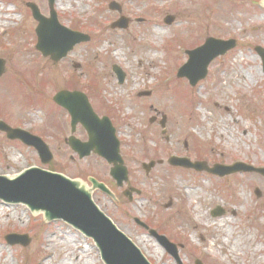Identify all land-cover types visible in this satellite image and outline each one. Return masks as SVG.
Masks as SVG:
<instances>
[{
	"label": "rangeland",
	"instance_id": "rangeland-1",
	"mask_svg": "<svg viewBox=\"0 0 264 264\" xmlns=\"http://www.w3.org/2000/svg\"><path fill=\"white\" fill-rule=\"evenodd\" d=\"M111 1L121 6L120 14L108 8ZM28 2L48 15L47 0H0V58L5 62L0 119L41 137L53 158L43 165L32 147L0 137V173L12 176L37 166L103 182L116 200L98 190L94 200L151 264L178 263L163 248V253L156 250L157 241L134 218L174 243L180 264H264V176L217 177L166 162L170 153H183L187 141L194 149L190 153L209 163L264 167V72L254 50L264 49L262 0H56L59 22L90 36L57 63L35 49L36 22ZM120 15L128 19L127 27L110 28ZM167 15L173 17L169 24ZM207 37L233 39L235 46L211 62L204 80L190 86L175 76L176 69L186 59L184 50ZM112 64L126 74L121 85ZM59 90L86 93L95 111L112 119L129 172L122 187L115 185L104 160L93 154L79 159L63 142L69 118L52 101ZM146 90L149 96H138ZM162 115L167 142L157 123H149ZM75 135L80 139L79 128ZM158 159L163 163L149 173L141 169V162ZM127 187L140 191L131 201L122 194ZM216 206L226 213L211 215ZM226 226L233 232L224 243ZM11 233L27 235L29 243L9 245L4 237ZM234 241L240 244L236 253L230 252ZM255 245L259 250H253ZM0 264L103 263L92 240L64 222H45L42 213L33 214L24 204L0 200Z\"/></svg>",
	"mask_w": 264,
	"mask_h": 264
},
{
	"label": "water",
	"instance_id": "water-1",
	"mask_svg": "<svg viewBox=\"0 0 264 264\" xmlns=\"http://www.w3.org/2000/svg\"><path fill=\"white\" fill-rule=\"evenodd\" d=\"M48 2L50 6L49 18L40 15L35 5L30 4L29 6L33 18L38 21L35 30L37 36L36 49L43 56H49L53 61H57L64 57L74 45L87 41L89 38L87 35L61 26L52 9L54 0H48ZM109 8L120 12L119 5L114 2L110 3ZM171 20L172 17H169L167 23H170ZM126 24L127 20L121 17L111 27H126ZM234 45L233 40L208 39L202 47L188 52L189 61L179 70L178 74L180 76L185 75L191 84H195L199 79L205 77L206 67L210 61L216 56L224 54ZM255 51L262 61L264 71V49L257 46ZM112 69L116 74H121L118 67L113 66ZM1 71L2 61L0 62V73ZM53 100L68 111L71 116L72 128L79 122L88 133L89 141L86 143H80L71 137L69 139L70 147L79 156L88 155L93 150L109 163H112L113 168L110 174L120 185L122 180L126 179V170L122 166V160L118 155V141L108 119H97L86 97L80 92L59 91L53 97ZM0 129L6 131L9 138H18L25 144L33 146L38 151L43 163L50 160L51 155L47 146L38 137L20 129H10L1 122ZM169 163L171 165L191 166L196 170L205 169L203 162L190 163L186 159L171 157ZM208 170L218 176L237 171L258 172L264 175V168H253L239 162L231 166L214 165L213 168ZM90 181L93 188H99L111 195L103 184L97 183L94 179H90ZM255 195H260L257 189ZM0 199L7 202L25 203L33 212L42 211L44 219L49 222H53V219L64 220L68 224L62 220L60 221L68 226L72 225L80 230L82 234L93 239L99 247L101 257L106 264H149L132 242L119 232L96 207L91 199L90 191L81 185L79 181L70 180L61 174L34 167L22 171L12 179L0 175ZM30 210L28 209V211ZM221 213L220 207H216L212 211L213 215H220ZM72 226L70 227L73 228ZM151 233L155 235L154 232ZM24 238L12 235L6 236V240L10 244L20 240L25 245L27 241L24 243ZM156 239L169 254L177 259L175 247L165 237L156 236ZM195 264L200 263L196 261Z\"/></svg>",
	"mask_w": 264,
	"mask_h": 264
},
{
	"label": "bare ground",
	"instance_id": "bare-ground-1",
	"mask_svg": "<svg viewBox=\"0 0 264 264\" xmlns=\"http://www.w3.org/2000/svg\"><path fill=\"white\" fill-rule=\"evenodd\" d=\"M0 17H1V16H0ZM8 17H10V16L5 15V18H8ZM141 62L144 63V60L141 61ZM259 69H260V68H259ZM258 71H259V70H257V72H258ZM198 110H199L200 112L203 113V115H202V118H203V117H204V114H205L204 109H202V108L199 106V107H198ZM228 135H229V140H230L231 142H234V137H233L230 133H228ZM188 198H189V197H188ZM195 209H196V208H195ZM201 216H202V213L199 212V211H197V212H196V218H199V217H201ZM195 228H196V226H195ZM232 232H233V230H232L230 227L226 226V228L224 229V237H223V239H222V241H223L224 243H227L228 238L230 237V235H231ZM251 238H252V235L249 237V239H251ZM138 241H139V240H138ZM138 241H136V242L138 243ZM247 241H248V239L245 240L246 243H247ZM155 245H156V250H159V252L163 253V249H162V247H161L160 245H158V244H155ZM260 247H261L260 245H255L254 248H253V250H254V251H257V250H259ZM239 248H240V244H239L238 242L234 241L233 243H231V246H230V252H232V253H236V252L239 251ZM242 248H243V249H249L248 246H246V247H242ZM221 249H222V247H221ZM213 253H214V252L211 251V254H213Z\"/></svg>",
	"mask_w": 264,
	"mask_h": 264
},
{
	"label": "flooded vegetation",
	"instance_id": "flooded-vegetation-1",
	"mask_svg": "<svg viewBox=\"0 0 264 264\" xmlns=\"http://www.w3.org/2000/svg\"><path fill=\"white\" fill-rule=\"evenodd\" d=\"M98 111H95V113L99 116V117H102V116H109V115H107V114H102V113H97ZM10 126H12V125H10ZM12 127H15V126H12ZM76 131H77V129H76ZM75 131V132H76ZM0 137L3 139V140H5L6 142H11V143H14V142H17L18 140H9V139H7L6 138V135L3 133V132H0ZM87 139V134H86V132H85V130L80 126V140L81 141H85ZM66 140H67V137H63V142L66 144ZM183 148H184V156H186V157H188L191 161H200V160H203V158L204 157H202L201 155H199V154H196V152H192V153H190L192 150H194V149H189V146H188V143H186L185 145H184V143H183ZM209 165H211L210 163H209ZM180 169V168H179ZM186 170H190V171H193V172H195L194 170H191V169H186ZM223 212L224 213H226V209H223Z\"/></svg>",
	"mask_w": 264,
	"mask_h": 264
}]
</instances>
